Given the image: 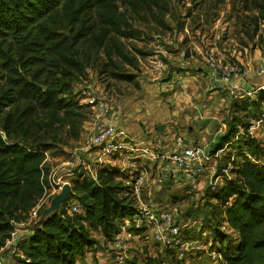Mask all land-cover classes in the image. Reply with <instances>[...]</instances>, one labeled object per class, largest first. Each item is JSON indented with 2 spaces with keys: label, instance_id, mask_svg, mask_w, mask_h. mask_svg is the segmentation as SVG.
Here are the masks:
<instances>
[{
  "label": "rangeland",
  "instance_id": "1",
  "mask_svg": "<svg viewBox=\"0 0 264 264\" xmlns=\"http://www.w3.org/2000/svg\"><path fill=\"white\" fill-rule=\"evenodd\" d=\"M251 6L252 0H119L120 31L111 33L106 46L85 49V69L67 90L78 103L73 113L48 109L36 116L33 129L38 136L35 138L48 145L41 149L35 147L43 155L40 164L43 189L26 209L12 213L13 224H19L20 230L24 227L31 231L64 184L69 185L70 193L59 208L67 206L69 210L79 195L73 189L75 176L82 173L92 178V169L98 165L96 161L89 160L90 169L69 164L73 148L91 130V108L85 93L90 88L94 92H107L113 109L109 121L134 134L145 148L162 151L171 146L175 136H185L210 155L203 173L205 177L200 182L203 192L172 181L170 170H164L159 162L140 159L134 168L123 157L113 156L108 165L119 170L124 183L132 179L135 169L151 168L150 184L143 190L144 199L169 205L182 217L200 219L211 232L220 215L214 208L216 216L212 218L209 182L225 165L231 168L233 161L240 159L236 154L245 149L238 147L235 140L226 149V155L217 157L215 150L238 132L239 137L248 134L264 143V133L251 129L263 105L256 99L260 91L252 96L231 95L211 77L213 71L242 73L246 69L254 79L259 77L264 81V76L257 74L264 68V19ZM59 30L66 32L64 23ZM115 44L120 46L123 55L118 53ZM159 125H163L162 131L156 130ZM257 159L256 163L264 161L262 156ZM72 172L74 175L69 176ZM163 175L167 182L162 181ZM33 208H38L36 218L30 216ZM221 235L228 240L236 234ZM97 240L106 242L103 237ZM151 241L141 240L137 248L142 251L146 248L148 255L153 250ZM19 242L11 251L15 263L20 256ZM105 242L104 248L97 249L107 250ZM231 243L234 245L235 239ZM142 251L134 252L143 259ZM169 258L162 263L174 264L175 259ZM130 259L126 263L135 264ZM195 261L188 259L183 264Z\"/></svg>",
  "mask_w": 264,
  "mask_h": 264
},
{
  "label": "trees",
  "instance_id": "2",
  "mask_svg": "<svg viewBox=\"0 0 264 264\" xmlns=\"http://www.w3.org/2000/svg\"><path fill=\"white\" fill-rule=\"evenodd\" d=\"M118 1L0 0V249L14 229L12 213L26 209L43 189V155L35 147L48 145L35 138L36 116L48 109L73 113L78 106L67 90L85 69V49L104 46L111 33L120 31ZM251 10L264 19V0H252ZM61 23L67 27L64 33ZM115 47L123 55L120 46ZM256 99L264 101V90ZM235 140L245 150L236 154L240 159L233 161L231 176L211 196L216 200L210 206L212 218L215 209L220 215L209 233L221 244V260L215 264H264V161L248 159L264 157V143L250 136ZM121 175L116 167L104 165L96 168L95 179L82 173L75 176L73 189L79 192L75 198L82 212L64 206L41 215L29 236L18 241V263L76 264L98 243L95 233L111 240L118 223L136 212ZM223 220L236 232L234 245V239L226 240L217 228ZM163 252L166 259L134 256L129 261L163 264L169 256L175 259L164 248ZM174 264L183 262L175 259Z\"/></svg>",
  "mask_w": 264,
  "mask_h": 264
},
{
  "label": "built area",
  "instance_id": "3",
  "mask_svg": "<svg viewBox=\"0 0 264 264\" xmlns=\"http://www.w3.org/2000/svg\"><path fill=\"white\" fill-rule=\"evenodd\" d=\"M219 72L218 74L213 71L211 77L215 83L223 86L231 95L252 96V94L264 90V81L253 86V88H251L252 86L248 87L249 80L246 76V69L242 73L230 72V70ZM257 74L264 76V68H260ZM85 93L86 103L91 108V130L73 148L69 164L84 165L85 168L90 169L89 160L96 161L98 165L94 166L91 174V177L95 179L96 168L108 165L113 156L123 157L132 166L134 165V168H137L138 160L149 157L160 162L165 170H170L171 176L184 179L187 186L198 185V178L203 175L210 155H207V152L195 141H190L184 136H175L171 146L164 147L162 151L147 149L144 147L143 141L138 140L134 134L128 133L125 128L109 121L108 117L112 116L113 109L105 90L94 92L88 88ZM262 104L256 118L252 121L251 129L264 133V101ZM246 136L250 135L247 134ZM237 137H239V132L223 146L217 148L214 152L215 156L226 155V151H228L226 149ZM248 159L255 162L251 156H248ZM72 175H74L73 172L69 174V176ZM149 175V170L141 166L132 171V177H130L132 179L126 181L135 202L136 212L119 223L117 232L108 241L107 250L111 264H126L129 258L136 256L134 251H142L137 247L141 245L139 241L144 239H152L153 242L160 244L170 252L176 260L185 263L190 256L199 257L197 253H204L207 250V243L202 242V239H207V241L213 239L208 230L202 227L193 233L190 226L186 225L176 213V209L160 202L144 199L143 190L147 187ZM230 176V166L225 165L221 172L217 173L215 178L209 182L210 190L216 192L219 186ZM69 210L75 213L82 212L77 201L70 204ZM30 216L36 218L38 208H33L30 211ZM19 228V224H14V229L0 252L6 246H13L20 241ZM217 228L221 233L236 234L224 220L218 223ZM213 240L219 241V238ZM211 258L217 263L221 260V254L212 255ZM0 264H8L6 256L1 253ZM91 264L102 263L96 261Z\"/></svg>",
  "mask_w": 264,
  "mask_h": 264
},
{
  "label": "crops",
  "instance_id": "4",
  "mask_svg": "<svg viewBox=\"0 0 264 264\" xmlns=\"http://www.w3.org/2000/svg\"><path fill=\"white\" fill-rule=\"evenodd\" d=\"M248 80H249V85L252 86H256L258 84H260L261 80L259 79V77L257 78H253L250 73L249 74H246ZM263 82V81H262ZM223 87V86H222ZM185 137V136H184ZM186 138V137H185ZM189 139L190 141H194L192 138H187ZM143 161L145 160H148V161H151V162H158V161H154L152 160L151 158L149 157H144V158H141ZM160 163V162H159ZM165 170V168H163ZM149 171H150V174H152L151 172V168H149ZM172 174L169 173V178L172 180V181H178L177 184H179L180 186L181 185H184L183 187H187L188 189H195V190H198V191H202L203 192V189H202V185H201V178H204L205 176L204 175H201L198 180H199V183L198 185H195V186H187L186 182L184 181V179H177L173 176H171ZM171 176V177H170ZM162 181L163 182H167V177L163 175L162 177ZM183 183V184H182ZM150 184V183H148ZM148 186V185H147ZM163 186V184H162ZM161 186V187H162ZM188 191V190H187ZM147 200V199H146ZM203 198L200 199V202L201 204L204 203L203 201ZM148 201H151V199H148ZM210 201H212V204L211 205H215L216 203V200L211 197ZM210 207V206H209ZM179 217L182 219V221L190 226V229L192 230V232H195V230H197L198 228L202 227V225L204 227L202 228H205L208 230V232L211 234L210 232V228L208 229L205 224L202 222V220L200 219H189V217H182L179 215ZM184 218V219H183ZM120 223V222H119ZM119 223H118V226H119ZM216 227V226H215ZM24 227H22V229L20 230L19 232V237L21 239H25L29 236V234L31 233V231L29 229H23ZM97 239L98 237H103L101 234H98V233H95L94 235ZM212 236V235H211ZM236 235L233 236V238H235ZM213 238V236H212ZM104 239V238H103ZM214 239V238H213ZM213 239H210V241H206V239H202V242L205 243L206 241V251L204 253H202L201 255H199V257H197L196 259L192 260V261H195L193 262L194 264H215L216 262H214L211 258L212 255H219L220 254V241H215ZM108 241L109 240H105L102 241H98V243L96 245H94L93 247H90L89 249H87L86 253L84 254V257L82 259H79L76 261V264H91L92 262H96L94 261V259L96 258L97 261H99L100 263L102 264H111V259L109 258V254H108V250H105V251H102V250H98L97 248L99 247H103V242H105V245L107 246L108 245ZM152 243V247H153V250H150V252L147 254H145L144 256L146 257L149 256V257H156L158 255H160L161 257L163 258H167V256H165L164 252H163V247L160 245V244H157L153 241H151ZM155 247V248H154ZM14 248L12 246H6L3 250H2V253L4 254V256H6L7 258V261H8V264H20L18 262L15 263V261L11 258V251L13 250ZM143 252V251H142ZM165 258V259H166ZM164 259V260H165ZM168 260V259H167ZM200 261V262H199ZM142 263V261L140 260V264ZM164 264V263H163Z\"/></svg>",
  "mask_w": 264,
  "mask_h": 264
},
{
  "label": "water",
  "instance_id": "5",
  "mask_svg": "<svg viewBox=\"0 0 264 264\" xmlns=\"http://www.w3.org/2000/svg\"><path fill=\"white\" fill-rule=\"evenodd\" d=\"M163 125H159L156 127V130L157 131H162L163 130ZM69 193H70V187L68 184H64L61 188V192L56 194L52 199H51V202H50V205L43 209L42 211V216H46L52 212H55L61 203H63L66 198L69 196Z\"/></svg>",
  "mask_w": 264,
  "mask_h": 264
}]
</instances>
